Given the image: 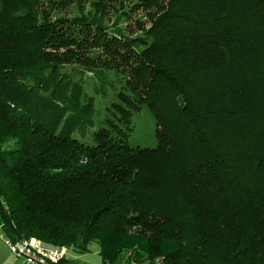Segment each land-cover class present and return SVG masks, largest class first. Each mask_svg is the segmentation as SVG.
Here are the masks:
<instances>
[{
  "label": "trees",
  "instance_id": "16d2710c",
  "mask_svg": "<svg viewBox=\"0 0 264 264\" xmlns=\"http://www.w3.org/2000/svg\"><path fill=\"white\" fill-rule=\"evenodd\" d=\"M87 1L0 0L3 233L97 242L103 264H264V0ZM80 66L125 81L92 142ZM144 105L158 143L132 147Z\"/></svg>",
  "mask_w": 264,
  "mask_h": 264
},
{
  "label": "rangeland",
  "instance_id": "374dc122",
  "mask_svg": "<svg viewBox=\"0 0 264 264\" xmlns=\"http://www.w3.org/2000/svg\"><path fill=\"white\" fill-rule=\"evenodd\" d=\"M92 8L89 0L85 2L84 9L89 11ZM60 15L72 17L79 13V7L77 4H72L68 7H63L58 10ZM146 21L145 12L140 10L131 11L130 18H123L119 20V26L126 28L127 25H131L132 28H136L135 20ZM116 21V14H113L111 19L107 21L108 25H112ZM70 69V67H69ZM73 76L83 78L84 92L91 96L94 100V113L93 122L94 125L87 128L85 136H81L76 133V136L82 139L92 142V133L99 126V120H101L105 113L106 107L115 100V92L123 86L125 83L124 78L121 75L116 74L114 70H107L106 74L108 82L106 85L99 83L98 75L95 71L96 68L89 66H80ZM99 83V84H98ZM105 84V83H104ZM100 87H106L105 92L99 90ZM98 87V88H97ZM132 131L128 136V144L132 147H155L158 143L156 134V119L147 105H144L139 112H134L132 116ZM3 230L0 226V264H28L24 259L16 257L11 251L10 247L4 239L1 238ZM100 247L97 242H92L89 245V250L81 252L74 248H68L67 259L69 264H103V259L99 253Z\"/></svg>",
  "mask_w": 264,
  "mask_h": 264
},
{
  "label": "built area",
  "instance_id": "2783aa9c",
  "mask_svg": "<svg viewBox=\"0 0 264 264\" xmlns=\"http://www.w3.org/2000/svg\"><path fill=\"white\" fill-rule=\"evenodd\" d=\"M1 238L6 241L13 254L24 259L28 264H62L67 260L68 248L65 246H52L36 237L19 241L10 240L4 233ZM117 264H147L136 260H123ZM158 264H165L159 262Z\"/></svg>",
  "mask_w": 264,
  "mask_h": 264
}]
</instances>
